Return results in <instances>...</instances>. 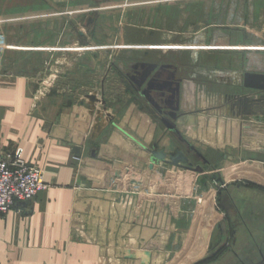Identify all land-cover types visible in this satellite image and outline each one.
<instances>
[{
    "label": "crops",
    "instance_id": "1",
    "mask_svg": "<svg viewBox=\"0 0 264 264\" xmlns=\"http://www.w3.org/2000/svg\"><path fill=\"white\" fill-rule=\"evenodd\" d=\"M252 5L201 43L185 0H0V149L20 148L48 185L0 218V264H189L216 246L202 181L264 167V48L248 39L264 41V0ZM152 82L164 91L145 96ZM262 195L222 197L244 218ZM238 229L228 251L257 237Z\"/></svg>",
    "mask_w": 264,
    "mask_h": 264
},
{
    "label": "rangeland",
    "instance_id": "2",
    "mask_svg": "<svg viewBox=\"0 0 264 264\" xmlns=\"http://www.w3.org/2000/svg\"><path fill=\"white\" fill-rule=\"evenodd\" d=\"M100 1L105 2V1H109V0H100ZM185 2L187 4L193 5L196 8L195 9L196 10V28L201 29V31L198 30V32H202V33H200V37H202V39L200 41H198L201 43H204V41H205L204 40L205 37L203 36L204 32L209 33L211 31L213 34L212 35L213 38H218V37L227 35L225 32L228 30V27L226 26V21H228L229 11L234 12V13L230 14L229 21L236 20L235 14L243 15L239 11H237L238 8L246 12L245 13V21H251L248 17V13H249V11H252L254 9L253 5H252L253 0H246V4L245 5L242 4V6L238 5L236 3V0H224V1H222V0H185ZM126 9L127 8H124L123 13L126 12ZM183 11L188 14L187 8H184ZM180 16L183 17V14H180ZM54 19L59 20V31L63 30L62 27L64 25L62 26V24L64 23V21L66 19L63 16H61V18H60V16H57V18H54ZM94 19H95V14H93V13L92 14L91 13L85 14V16L83 17V20L78 23L79 28H80V24L83 27H85V25L88 24V20L93 21ZM70 24L71 25H68V27L71 26V32L73 31L76 33V26H73L74 25L73 22H71ZM193 30L191 28L186 29V32H192ZM26 31H27V29L24 30L23 35H25ZM45 34L46 33H43L41 31L39 33V38H42V40H45V37H44ZM50 35L51 34H49V36ZM57 35H59V34H57ZM75 35L76 34H74V36ZM55 36H56V34H55ZM68 36H73V34L72 33L69 34L67 32L64 35H62V38H65ZM198 36H199V34H198ZM248 39L249 40L251 39L250 41H251V43L253 42L254 45H260L262 48H264V41H263L262 37H256V35L255 36L251 35L250 38H248ZM137 97H138V95H137ZM15 148H17V147H14L13 149H15ZM13 149H11V150H13ZM2 150H5V149H2ZM5 151H10V150H5ZM227 164L231 165L230 163H227ZM232 167L234 168L233 171L229 170L228 168L224 170L223 169L224 164H223L222 171L220 170V171H218L217 174L215 173L214 175H212L211 179H209L210 180L209 182H208V180H206V178L204 181H202L204 184L201 186L202 188H200V189H204L203 193L206 191V196L209 197L206 201H205L206 198L205 199L203 198V200L206 202V206H208V207L210 206L211 212L214 215L213 221H212L213 231H214L213 243H215V242H217V243H216V246H214L212 250H209L208 253H204L202 249H201L202 251L199 250L200 251L199 254L197 253L198 255H196L195 257L192 258V260H194V261L189 263V264H221V261L224 258L223 251L225 249H228L227 245L229 244L228 243V239H229V237H228V232H229L228 231V224H229L230 219H234V215H236V213H238V210H239V209L237 210V208L235 206L237 203H234V201L229 202V200L222 197V194H224V192L226 190L233 191V190H236L237 186L238 187L239 186H245L246 188H250V190H259V192L264 193V185L260 184V182L257 180V179H264V167L263 166H258V167L252 166L249 168L247 166V163H246L245 165L242 164L239 167L231 165V168ZM251 168H252V170H251ZM194 169L199 170V171L202 170V161L201 160H199V159L196 160V165H195ZM257 169H260V170L262 169V170L260 171ZM262 196H264V195H262ZM242 198L246 199V198H249V196L247 195V193H245L242 195ZM255 199H257V197L256 198L254 197V198L248 199V200L255 202L256 201ZM32 202H30V203H32ZM30 203H28V204H30ZM255 206H254L255 207L254 209L252 208V210H254V215L256 213L263 214L264 213V197L263 198L259 197ZM239 208H240V211L242 214L246 213L247 211L250 210V208H248V206L247 205L245 206L244 204L239 206ZM232 211H234V215H233ZM258 216H259V214H257V217ZM216 221H217V223H215ZM259 222H260L259 219H254V221L251 220L252 235L255 234V236H256L258 230H256L255 227H256V224L257 225L259 224ZM236 224H237V222H236ZM197 225H198V232L200 234L201 232H203V229L201 230V228L204 227V225H205L204 220L197 221ZM234 227H235V224H234ZM176 228H177L176 225H170V227H166L165 230H166V232H168L169 229L171 231H173ZM188 231L189 230H187V233H185V236H186L185 239L189 235ZM218 232H219V234H222V236L218 235L215 238V236H216V234H218ZM198 240H199V237H197V239H196L197 245H198ZM222 246H224V247H222ZM184 249H185V244L183 243L181 253H177V255L178 254L182 255V259H183V257H185L187 255L184 253V251H183ZM239 249H241L240 246L239 247L235 246V250H239Z\"/></svg>",
    "mask_w": 264,
    "mask_h": 264
},
{
    "label": "built area",
    "instance_id": "3",
    "mask_svg": "<svg viewBox=\"0 0 264 264\" xmlns=\"http://www.w3.org/2000/svg\"><path fill=\"white\" fill-rule=\"evenodd\" d=\"M3 44L0 43V64ZM48 188L44 173L36 166L27 164L22 150L0 149V218L10 212L16 203L28 204L37 194Z\"/></svg>",
    "mask_w": 264,
    "mask_h": 264
},
{
    "label": "flooded vegetation",
    "instance_id": "4",
    "mask_svg": "<svg viewBox=\"0 0 264 264\" xmlns=\"http://www.w3.org/2000/svg\"><path fill=\"white\" fill-rule=\"evenodd\" d=\"M249 214H254V210L247 212V214H244V218L240 215V213H236L235 217H237V224L235 223V230H237L238 228L240 230L242 228H246V230L249 231V225H251V222L250 220L246 219ZM258 214L259 216L257 219H259L260 222L258 225L256 224L255 227L256 230H258L256 239L252 237L249 245L242 244L243 246L241 245L239 253H236V251H233L231 249H229V251L228 249H225L223 251L224 258L222 259L221 264H264V213ZM234 228H232V225L230 224V238L234 236ZM229 255L230 258L228 259Z\"/></svg>",
    "mask_w": 264,
    "mask_h": 264
},
{
    "label": "water",
    "instance_id": "5",
    "mask_svg": "<svg viewBox=\"0 0 264 264\" xmlns=\"http://www.w3.org/2000/svg\"><path fill=\"white\" fill-rule=\"evenodd\" d=\"M147 75H148V73L147 74H145V76L140 80L141 82H139L138 83V85L140 86V84H142L146 79H147ZM146 91H149V92H147V93H144V95L145 96H149L150 95V92H152V91H158V92H161V93H163V91H164V87L163 86H156V84L155 83H148V85H147V88L145 89ZM161 96H159V98H160ZM149 99V98H148ZM161 122H162V124L169 130V131H171V132H173L174 134H177L178 135V132L176 131V129L174 128V126H173V124L169 121V120H166L165 118H163L162 120H161ZM190 147V149L192 150V148H191V146H189ZM74 151H76V150H74ZM198 156V155H197ZM178 158H179V156H177V157H175L174 158V160L175 161H177L178 160ZM229 169V170H234V168L232 167L231 168V165H229V164H225L224 165V170L225 169Z\"/></svg>",
    "mask_w": 264,
    "mask_h": 264
},
{
    "label": "bare ground",
    "instance_id": "6",
    "mask_svg": "<svg viewBox=\"0 0 264 264\" xmlns=\"http://www.w3.org/2000/svg\"><path fill=\"white\" fill-rule=\"evenodd\" d=\"M259 181V180H258ZM260 182V184L262 183L261 181H259Z\"/></svg>",
    "mask_w": 264,
    "mask_h": 264
}]
</instances>
